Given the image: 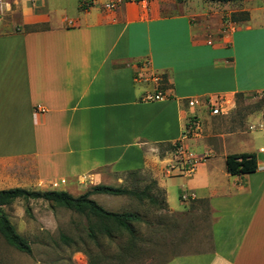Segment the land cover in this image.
Segmentation results:
<instances>
[{"label":"crops","instance_id":"obj_1","mask_svg":"<svg viewBox=\"0 0 264 264\" xmlns=\"http://www.w3.org/2000/svg\"><path fill=\"white\" fill-rule=\"evenodd\" d=\"M110 1L0 0V190L64 180L58 190L76 197L150 169L170 212L187 208L171 203L178 189L214 218L211 250L166 264H264V130L218 133L214 143L226 119L202 103L264 90V0H240L247 20L228 30L221 12L197 14L193 0H120L109 10ZM163 75L167 97L146 101ZM192 116L202 135L183 140ZM181 143L212 152L193 175L167 171L174 154L162 146ZM241 153L256 155V172H228L227 157Z\"/></svg>","mask_w":264,"mask_h":264},{"label":"rangeland","instance_id":"obj_2","mask_svg":"<svg viewBox=\"0 0 264 264\" xmlns=\"http://www.w3.org/2000/svg\"><path fill=\"white\" fill-rule=\"evenodd\" d=\"M197 14L208 12L210 7L222 14L223 30L232 29V16L244 15L238 11L240 0L231 3L193 0ZM231 19V20H230ZM235 98L220 117L224 123L214 126L210 136L216 143V134H244L250 131L256 116L264 113V101ZM246 134V135H247ZM145 173V174H144ZM140 176L124 174L118 187L143 191L156 196L157 203L138 200L133 196L98 194L91 199L107 211L134 213L142 222L133 223L135 236L108 222L111 235L104 233L99 222L87 216L43 199H18L2 207L16 230L32 247V254L19 252L0 239V264H164L176 256L200 253L212 249L213 213L199 201L181 199L178 189L171 192V203L184 210L172 214L164 205V197L154 186V174L148 169ZM76 197L82 190L75 189ZM29 208L30 213L27 212ZM95 237L91 236V231Z\"/></svg>","mask_w":264,"mask_h":264},{"label":"trees","instance_id":"obj_3","mask_svg":"<svg viewBox=\"0 0 264 264\" xmlns=\"http://www.w3.org/2000/svg\"><path fill=\"white\" fill-rule=\"evenodd\" d=\"M182 1V0H178ZM207 1V0H205ZM218 3H231L238 0H208ZM244 14V13H242ZM231 20V19H230ZM240 20H247V16L241 17L240 15L234 14L232 16V22H238ZM167 89H170V84L165 75L161 76V81L157 87L158 91L165 92ZM246 101V97L243 95H238ZM236 97V98H237ZM264 100L259 101V104ZM191 118V117H190ZM190 120V119H189ZM188 124V122H187ZM177 145H168L162 149H168L172 152L176 149ZM227 170L231 175H245L252 174L256 172L258 168L257 157L254 153H241V154H232L229 155L226 159ZM148 170L139 169L127 172L128 175L140 176ZM145 174V173H144ZM154 186L158 189V192L164 197V205L167 206L166 200V191L158 186L156 180H154ZM96 194H107L110 196H133L136 199L148 200L152 204H156L158 201L156 196L150 195L148 191H136L128 189L126 187H113L107 185H98L92 187V189L85 194L80 196H73L72 194L66 191L48 190V191H31L21 188H14L8 190H0V239L5 242L7 245L15 248L19 252L26 253L28 255L32 254V247L29 241L24 238L15 228V226L10 221L8 215L2 211V207H7L16 202L18 199L28 200L29 198L33 199H43L49 202H52L60 207H64L68 210H72L87 216L94 217L99 224L102 226L104 233L111 235V229L108 226V222L114 223L117 227L126 230L130 235L135 236V231L133 228V223L142 222V219L139 215L134 213H115L107 211L101 205H99L95 200L91 199L92 195ZM202 203L209 204L205 201H199ZM27 212L30 213L29 208ZM175 213L181 212H172ZM91 236L95 237V232L91 231ZM169 261V260H168ZM167 261V262H168ZM165 262L164 264H166Z\"/></svg>","mask_w":264,"mask_h":264},{"label":"built area","instance_id":"obj_4","mask_svg":"<svg viewBox=\"0 0 264 264\" xmlns=\"http://www.w3.org/2000/svg\"><path fill=\"white\" fill-rule=\"evenodd\" d=\"M119 3L120 0H111L109 3L106 4L105 8L109 10L115 9ZM86 5L90 6L89 4ZM229 25L234 27L235 23L229 22ZM209 43L211 44V41ZM153 78L156 84L159 86L161 78L159 76H155ZM165 97H167L165 92L163 93L161 91L156 90L155 94L147 95L145 97V100L155 101V100L164 99ZM248 97H251L252 99H256V100H264V90L246 96V98ZM202 103L206 105V107L209 109L211 113L214 114L224 113L225 109L227 108V105H229L228 103L224 102V100H217V99L215 100L207 99ZM199 104H201V101L199 99H190L188 101V105L190 107H195ZM40 110L41 112H44V108H40ZM259 130H264V116H261L257 121H255L254 123H252V125H250V131L253 132ZM202 131H203L202 122L197 117L192 116L185 128L184 134L182 136L183 140L200 137L202 135ZM259 152L264 154V147L260 148ZM173 154H174V158H173L174 164H169L167 166V171L171 173L173 170L179 169L184 174L193 175L196 172L198 165L201 162L207 160L212 155V152L206 151L204 153L197 154L196 152L191 150L188 146L181 143L173 151ZM60 183H65V181L62 180L61 182H53L51 184V190L59 189ZM181 199L184 202H188L194 200L195 197L194 195H191L189 193H183L181 195Z\"/></svg>","mask_w":264,"mask_h":264}]
</instances>
